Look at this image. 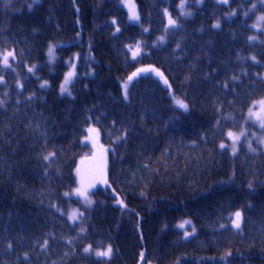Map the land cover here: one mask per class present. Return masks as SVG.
Returning <instances> with one entry per match:
<instances>
[{
  "label": "trees",
  "instance_id": "1",
  "mask_svg": "<svg viewBox=\"0 0 264 264\" xmlns=\"http://www.w3.org/2000/svg\"><path fill=\"white\" fill-rule=\"evenodd\" d=\"M85 1L98 2L97 27L112 28L118 49L71 44L84 40ZM133 1L137 23L121 0H0V20L25 11L20 27L34 22L35 44L56 40L42 55L0 38L14 51L0 70V196L9 208L0 235L11 236L0 240V264H264V145L254 143L264 134L235 153L220 145L251 127L248 112L264 99V0ZM99 76L109 79L101 100L124 106L109 126L99 95L87 92ZM90 126L107 147L108 185L83 200L70 192ZM32 157L35 180L22 172ZM109 246L110 256L96 255Z\"/></svg>",
  "mask_w": 264,
  "mask_h": 264
},
{
  "label": "bare ground",
  "instance_id": "2",
  "mask_svg": "<svg viewBox=\"0 0 264 264\" xmlns=\"http://www.w3.org/2000/svg\"><path fill=\"white\" fill-rule=\"evenodd\" d=\"M97 7H98V2L85 1L83 3L81 14H83L82 23L84 22V28H83V33H82L84 36V40L79 43L72 42L71 44L76 45L79 48L83 49L89 42L95 41L100 44L101 48L104 46V44L105 45L111 44V46H116L115 48L118 49L119 45L121 44L114 43V38L116 39V37L114 36L115 33L112 30V28L100 29L97 27V23H102V18H101L102 15L98 12ZM69 14H70V19L72 18V20H74V15H71L70 8L64 7V16L67 17ZM3 15H5L4 12H3ZM27 15H28L27 12L23 11L13 16H9L7 18L1 19L3 21L0 20L1 21L0 22V38L12 36L14 37L13 38L14 42L18 41V42L24 43L31 49V51L43 55L48 45L56 40H48L45 38H41L39 41V45L35 44L34 40L33 39L31 40L30 38V35H33L36 29L38 30V27L34 24V22L28 25H24L23 27H20L22 22L26 19ZM98 29L99 31H96ZM73 32L74 31H72L69 35L70 40H72L73 38ZM107 86H109V79L106 76H99L96 80V83L87 92L91 98H94L95 96L99 95L96 104L98 105L99 108L106 107L107 111L105 110V111H102L101 113L98 112L97 113L98 118L100 119L103 125L109 126L110 124L114 123L115 120H117L114 117L122 114V110H119V106L123 108L124 106L120 104L118 101H115L113 103H107L101 100L102 99L101 90L103 88H107ZM85 94H83L82 96H84ZM8 95L10 97L16 96L14 91H10ZM88 112L89 110L84 111L83 109V111H80V115L82 114L83 116L84 114ZM144 113H143L144 116L152 117L155 120L153 111L147 110L146 113L145 114ZM146 124H152V120L150 121L149 118H144L143 126H145ZM242 130H245V127H242L240 130L236 132H240ZM85 136L86 134L83 136L81 140L82 145H87L84 142ZM70 140L71 139H69V141ZM221 144H223V142H220V145ZM218 147H219V142H218ZM28 165L30 166V168L25 167L24 169H22L23 174L27 176L29 180L37 179L41 171V169H38L40 168V163L33 160V157H32L28 159ZM32 166H36L38 168L32 169L31 168ZM2 168L3 166H2V163L0 162V169ZM154 174H157V172H155ZM1 198L2 196H0V212L2 213L8 212L9 208L7 205L4 204V200ZM6 236L7 235L5 236L0 235V240L2 241L7 240L9 237H11V236L6 237ZM3 252L5 253V250H3Z\"/></svg>",
  "mask_w": 264,
  "mask_h": 264
},
{
  "label": "rangeland",
  "instance_id": "3",
  "mask_svg": "<svg viewBox=\"0 0 264 264\" xmlns=\"http://www.w3.org/2000/svg\"><path fill=\"white\" fill-rule=\"evenodd\" d=\"M121 1L123 3L124 7L128 11L130 21L133 23H137L139 21V14H138L137 7H136V4L134 3V1H131V0H121ZM197 1L201 2L202 0H197ZM222 1L226 2V0H222ZM130 5L135 6V12L138 16V19H132L131 18ZM6 53H13V52L2 50L0 48V61L2 62V63H0V70L7 68L6 66L9 65V63L11 62V58H13V55L9 56L8 57V65L5 66V64L3 63V56ZM69 73H72V75L68 79L67 83L65 84V79H64L63 83L61 84V87L64 86L66 88V91L62 92L61 87H60V91L64 95L68 94L70 91V85H71V83L74 80L75 75H76L75 68L72 67L70 69V71L66 74V77L68 76ZM261 101H264V99H262ZM261 101L256 105V107L254 109L251 110L252 113L261 112ZM248 123H250L252 126L253 125L256 126V128L253 126L255 128L256 132H254L253 130H252L253 134L249 133L248 130H242L240 132H231L233 134V136L239 137L238 140H234L232 136H229L230 143H231V147H230L231 151H233V146L235 147V151L237 150V148H238L237 144L243 138L248 137V139H247L248 142H251L253 139H260L261 138V135H258V132H261L262 134H264V125H262L261 121L258 120L255 117V115H250V113H249ZM90 130H94V131H90ZM86 132L87 133H86L84 142H85V144L90 146L91 152L88 156H82L80 159H78V162H77V165L75 168L76 186L70 192L71 196L78 197V198H81L83 200L90 199V197L94 191H96L100 188H105L108 185L107 147L101 143L99 131L95 126L88 127ZM261 139L259 141H256V143L259 142V143H262L264 145V137H262ZM78 169H79V172L77 171ZM82 181H83V184H82ZM78 189L85 190L86 195H80L77 192ZM235 218L236 217L234 216V220H235ZM182 224H184V227H185V222ZM241 225H242V216L240 218V227L239 228H241ZM233 226H234V222H233ZM239 228H236V229H239ZM194 232L195 231L185 232V237L190 238L194 234ZM186 233H188V235H186Z\"/></svg>",
  "mask_w": 264,
  "mask_h": 264
},
{
  "label": "snow or ice",
  "instance_id": "4",
  "mask_svg": "<svg viewBox=\"0 0 264 264\" xmlns=\"http://www.w3.org/2000/svg\"><path fill=\"white\" fill-rule=\"evenodd\" d=\"M130 12H131V18L132 19H138V16L135 12V6L134 5H130ZM260 19L264 20V17H261ZM176 21L171 19V17H169V24L170 25H175ZM218 26V25H217ZM163 39V38H161ZM52 49L50 48L49 49V52L51 53ZM138 54V50L137 52H134L133 55H137ZM13 55V53H6L4 56H3V63L5 65H8V57ZM254 59V58H253ZM139 71H146L145 69H139ZM137 73H133V76H135ZM72 73H69L68 76L65 78V84L67 83L68 79L71 77ZM132 77H129V80H131ZM166 82V81H165ZM127 85H125L126 87ZM61 91L64 92L66 91V88L64 86L61 87ZM177 103L181 106V107H184V108H187V105H185L182 101H177ZM250 115H255V117L261 121L262 125H264V101H261V112H257V113H252V111L250 110ZM90 131H94V130H90ZM229 136H232L234 140H238L239 137L238 136H233V134L231 132L228 133ZM221 147L223 148L224 145L222 144ZM233 152H235V147L233 146ZM47 159V157H46ZM79 172V169L77 170ZM82 184H83V181H82ZM77 192L80 194V195H86V191L85 190H82V189H78ZM235 217L236 219L234 220V226L236 228H239L240 227V218H241V213L240 212H236L235 213ZM73 218L75 219V213L73 214ZM185 223H191L190 221H185ZM180 227H184V224H181ZM193 231H195V229H193ZM186 235H188V233H186ZM90 250V248H85L84 251L85 252H88ZM111 252H112V249H111V246H109L106 250L104 251H97L96 252V255L98 257H107V256H110L111 255Z\"/></svg>",
  "mask_w": 264,
  "mask_h": 264
}]
</instances>
